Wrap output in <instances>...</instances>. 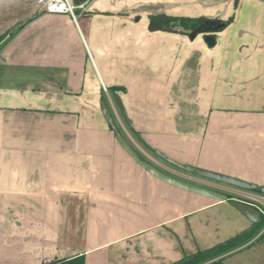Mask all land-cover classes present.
I'll return each instance as SVG.
<instances>
[{
    "label": "crops",
    "instance_id": "0c3cea01",
    "mask_svg": "<svg viewBox=\"0 0 264 264\" xmlns=\"http://www.w3.org/2000/svg\"><path fill=\"white\" fill-rule=\"evenodd\" d=\"M75 10L41 11L0 51V264H171L246 234L255 223L231 200L259 208L264 197L155 151L264 185V0H82ZM158 14L231 20L208 46L168 24L148 30ZM101 101L142 159L229 198L140 167ZM260 235L223 264H264Z\"/></svg>",
    "mask_w": 264,
    "mask_h": 264
},
{
    "label": "water",
    "instance_id": "95a60500",
    "mask_svg": "<svg viewBox=\"0 0 264 264\" xmlns=\"http://www.w3.org/2000/svg\"><path fill=\"white\" fill-rule=\"evenodd\" d=\"M47 1L48 0H0V36L6 33L8 30L17 26L18 24L26 21L30 17L43 11V6ZM80 1L82 0H73V3L77 6ZM167 21V18L162 15L158 21H150V23L148 24V30H159L160 28H162L163 25L167 24ZM197 34H199L197 29L189 31V37L191 39H193ZM203 36L204 41L208 46H212L214 44V35L212 33L205 32ZM100 108L105 121L108 123L110 129L114 132V136L117 143L140 167L145 169L148 173L166 183H169L173 186L187 191H191L217 200H227L229 198L228 195L222 192L172 177L164 173L163 171L157 169L146 160L142 159L119 132L104 101H101ZM155 154L158 155L164 161L168 162L169 164L186 172L193 173L195 175L225 183L228 185H232L234 187L243 188L247 190H258L260 193L264 194V185L257 186L252 182L241 180L222 173H218L200 167H195L189 164H182L166 157V155L159 151H155ZM231 204L248 219H250L253 223L256 224L260 220L261 212L254 205L238 199H232Z\"/></svg>",
    "mask_w": 264,
    "mask_h": 264
},
{
    "label": "trees",
    "instance_id": "16d2710c",
    "mask_svg": "<svg viewBox=\"0 0 264 264\" xmlns=\"http://www.w3.org/2000/svg\"><path fill=\"white\" fill-rule=\"evenodd\" d=\"M37 13L36 15H38ZM36 15L30 17L26 21L18 24L14 28L8 30L6 33L0 36V51L3 48L6 37L13 35L19 27H21L25 22L35 17ZM230 18L227 20H212L204 17H185V16H171L168 18V22H172L180 25L183 30L190 31L197 29L198 33H213L224 28L230 22ZM208 25V26H207ZM210 26V27H209ZM258 191V190H256ZM259 192V191H258ZM264 225V216L261 215L260 220L255 226L250 229L246 234L230 238L222 243H218L210 248L204 250H198L193 254L185 256L184 258L173 262L171 264H223L220 256L240 247L247 240H249L255 230H258L261 226ZM264 238V234L261 236V239ZM44 264H84L83 255L74 256L71 258H60Z\"/></svg>",
    "mask_w": 264,
    "mask_h": 264
},
{
    "label": "built area",
    "instance_id": "2783aa9c",
    "mask_svg": "<svg viewBox=\"0 0 264 264\" xmlns=\"http://www.w3.org/2000/svg\"><path fill=\"white\" fill-rule=\"evenodd\" d=\"M76 7L73 0H48L43 6V11L50 13H69L74 17V10Z\"/></svg>",
    "mask_w": 264,
    "mask_h": 264
},
{
    "label": "rangeland",
    "instance_id": "374dc122",
    "mask_svg": "<svg viewBox=\"0 0 264 264\" xmlns=\"http://www.w3.org/2000/svg\"><path fill=\"white\" fill-rule=\"evenodd\" d=\"M74 12H76V10H74ZM185 17H190V16H185ZM196 17H197V16H196ZM201 17H205V16H201ZM205 18H207V17H205ZM170 26L179 29V27H178L175 23L170 24ZM185 31H186V30H185ZM186 32H189V31H186ZM213 33H214V32H213ZM199 35H200V36H203L204 33H200ZM91 114H92V113H91ZM98 114L100 115L99 112H98ZM116 114H117V116L120 117V119H122L121 114H120L118 111H117ZM111 115H112V114H111ZM240 189H243V188H240ZM243 191H245V192H247V193H249V194H253V195L260 196V197H264V194H263V193H260V192H258V191H256V190H247V189H243ZM259 205H260V207H259L258 209L260 210L261 215L264 216V205H261V204H259ZM256 233L261 234L260 237H259V240H260V239H261V236L263 235L262 233H264V225L261 226L258 230H255V231H254V234H256Z\"/></svg>",
    "mask_w": 264,
    "mask_h": 264
},
{
    "label": "flooded vegetation",
    "instance_id": "af4514ba",
    "mask_svg": "<svg viewBox=\"0 0 264 264\" xmlns=\"http://www.w3.org/2000/svg\"><path fill=\"white\" fill-rule=\"evenodd\" d=\"M161 16H162V14L152 15V16H150V18L153 19L154 21H158V20L160 19ZM163 16H165V17L167 18V20H168L169 17H171L170 15H163ZM197 17H199V16H197ZM204 18H205V17H204ZM207 19L217 20V19L209 18V17H207ZM218 20H220V19H218ZM167 24L170 25V24H172V22L170 23V22L167 21ZM176 25L179 27L178 30L182 29V28L180 27V25H178V24H176ZM207 26H208V25H207ZM209 27H210V26H209ZM182 30H183V29H182ZM184 31H185V30H184Z\"/></svg>",
    "mask_w": 264,
    "mask_h": 264
}]
</instances>
